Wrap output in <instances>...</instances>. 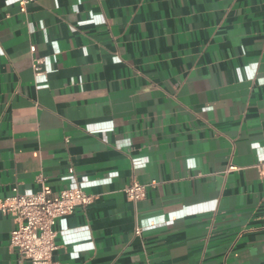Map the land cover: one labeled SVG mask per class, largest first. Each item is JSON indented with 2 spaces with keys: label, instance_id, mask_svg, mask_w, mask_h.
Instances as JSON below:
<instances>
[{
  "label": "crops",
  "instance_id": "0c3cea01",
  "mask_svg": "<svg viewBox=\"0 0 264 264\" xmlns=\"http://www.w3.org/2000/svg\"><path fill=\"white\" fill-rule=\"evenodd\" d=\"M263 159L264 0H0V196H94L54 264H264Z\"/></svg>",
  "mask_w": 264,
  "mask_h": 264
},
{
  "label": "built area",
  "instance_id": "2783aa9c",
  "mask_svg": "<svg viewBox=\"0 0 264 264\" xmlns=\"http://www.w3.org/2000/svg\"><path fill=\"white\" fill-rule=\"evenodd\" d=\"M32 0H18L20 12H25ZM34 50V46H30ZM41 59L33 60V70L40 73ZM232 168V166H229ZM258 177L264 190V159L257 163ZM40 188L35 192H17L0 196V213L13 218L9 246L17 253V264H54L53 251L56 249L54 225L59 217L73 212L77 206H85L94 199L81 187H69L54 192L39 176ZM146 185L132 179L124 192L128 200L136 202L145 195ZM138 235L140 228L135 227Z\"/></svg>",
  "mask_w": 264,
  "mask_h": 264
}]
</instances>
